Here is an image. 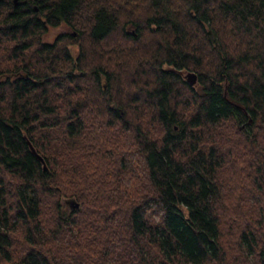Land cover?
<instances>
[{
    "label": "trees",
    "instance_id": "obj_1",
    "mask_svg": "<svg viewBox=\"0 0 264 264\" xmlns=\"http://www.w3.org/2000/svg\"><path fill=\"white\" fill-rule=\"evenodd\" d=\"M8 263L264 264V0H0Z\"/></svg>",
    "mask_w": 264,
    "mask_h": 264
},
{
    "label": "rangeland",
    "instance_id": "obj_2",
    "mask_svg": "<svg viewBox=\"0 0 264 264\" xmlns=\"http://www.w3.org/2000/svg\"><path fill=\"white\" fill-rule=\"evenodd\" d=\"M65 30V27H53L50 28L47 35H46V39L47 40H52L59 32ZM184 74L186 75V77H188L190 80L193 79L191 76H189V74L187 72H184ZM194 83L196 82V79H194L193 81Z\"/></svg>",
    "mask_w": 264,
    "mask_h": 264
},
{
    "label": "water",
    "instance_id": "obj_3",
    "mask_svg": "<svg viewBox=\"0 0 264 264\" xmlns=\"http://www.w3.org/2000/svg\"><path fill=\"white\" fill-rule=\"evenodd\" d=\"M15 2H17V0H15ZM192 74L194 75V78L191 79V82L194 83L193 81H194L196 75H195V73H192ZM189 76H190V74H189ZM31 147L33 148V150H35V148H34L33 145H31ZM37 154H38L39 158H40L42 161H44V158H43L39 153H37ZM44 167L46 168V165H44ZM68 201H69L70 206H71L72 208H74V207H78V206H79V202H78L76 199H74V198H72V199H70V200H68ZM8 264H15V263H8Z\"/></svg>",
    "mask_w": 264,
    "mask_h": 264
}]
</instances>
